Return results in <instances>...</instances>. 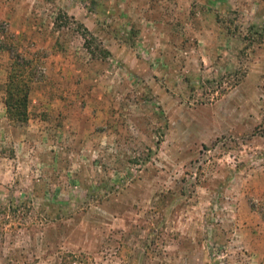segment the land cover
Segmentation results:
<instances>
[{"label": "rangeland", "instance_id": "obj_1", "mask_svg": "<svg viewBox=\"0 0 264 264\" xmlns=\"http://www.w3.org/2000/svg\"><path fill=\"white\" fill-rule=\"evenodd\" d=\"M262 214L264 0H0V264H264Z\"/></svg>", "mask_w": 264, "mask_h": 264}, {"label": "trees", "instance_id": "obj_2", "mask_svg": "<svg viewBox=\"0 0 264 264\" xmlns=\"http://www.w3.org/2000/svg\"><path fill=\"white\" fill-rule=\"evenodd\" d=\"M9 52H12V48H9ZM10 59L4 105L11 119L23 122L27 119L32 66L28 59L15 52L10 56ZM262 217L264 219V214Z\"/></svg>", "mask_w": 264, "mask_h": 264}]
</instances>
